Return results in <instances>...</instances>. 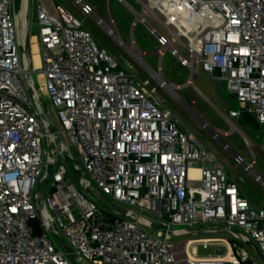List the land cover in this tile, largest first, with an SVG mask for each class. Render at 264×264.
Here are the masks:
<instances>
[{
    "label": "built area",
    "instance_id": "1",
    "mask_svg": "<svg viewBox=\"0 0 264 264\" xmlns=\"http://www.w3.org/2000/svg\"><path fill=\"white\" fill-rule=\"evenodd\" d=\"M69 1L113 41L124 62L62 6L52 15L36 0L39 91L50 99L61 137L75 151L88 184L128 211H103L68 179L59 159L67 147L38 117L26 89L13 0H0V264H73L50 233L59 236L76 264H264V207L256 210L243 198L242 178L232 177L157 97L165 91L191 110L197 107L195 77L205 74L224 84L238 106L223 116L232 129L209 131L207 124L203 129L264 195L249 142L243 137L247 162L224 141L243 115L264 130V0H131L140 11L116 0L134 18L131 31L138 24L155 40L156 71L143 62L132 32L129 43L123 40L109 12L103 19L84 0ZM22 19L26 29L24 14ZM166 53L189 73L182 86L162 74ZM126 59L145 79L136 78ZM184 88L191 90L190 104L169 93ZM193 119L199 122L195 114ZM50 167L45 191L50 183L55 190L47 199L43 195L42 222L36 212L41 197L34 196ZM197 228L204 237L184 239L198 234H189ZM219 233L230 239L216 237ZM199 247L213 254L200 257Z\"/></svg>",
    "mask_w": 264,
    "mask_h": 264
},
{
    "label": "rangeland",
    "instance_id": "2",
    "mask_svg": "<svg viewBox=\"0 0 264 264\" xmlns=\"http://www.w3.org/2000/svg\"><path fill=\"white\" fill-rule=\"evenodd\" d=\"M45 9L52 15H55V7L62 6L66 9L75 19L82 22L83 27L91 33L95 42L102 48L106 49L108 52L116 56L121 62H124V55L120 53L118 48L114 45L113 41L108 38L102 30L97 28L91 20L84 19L78 12V10L72 5L69 0H39ZM90 6L93 7L94 11L103 19H107V12L111 15L119 34L126 43L131 41V26L134 23V18L131 17L125 9L117 4L116 0H110L107 4L105 0H84ZM131 4L136 11H140L139 7L131 0H126ZM36 0H30V28H29V53L31 57V68L32 83L33 87L38 96V102L41 105L43 111L50 118L52 123L55 125L58 131H60V125L58 123L56 112L53 109L50 99L42 92L39 91L40 80L39 75L35 73L36 68L34 57L37 52H34V47L37 48V28L35 23V5ZM13 11L15 12L16 21L18 23L17 31L19 41L25 40L26 29L23 27V19L21 16L22 12V0H13ZM147 23L154 29L159 30V25L155 23L152 19L148 18ZM22 23V25H21ZM132 38L135 41L137 49L144 53L143 62L147 64L152 70L156 71L159 67V58L155 55L157 49L155 40L148 34V32L140 25L137 24L136 28L132 32ZM175 48L179 53L187 58V55L179 49L178 45ZM123 59V61L121 60ZM126 61L133 67L132 73L138 79H145V76L141 73L138 65L126 59ZM124 65V64H123ZM161 70L164 78L173 86H182L189 80V73L181 68L176 60L168 53H166L161 61ZM37 72L39 71L36 70ZM193 86L197 91L193 92L194 98L197 103V107H191L187 109L185 106H181L175 101H173L165 91H158L157 97L163 103V105L168 108L182 123L184 129L189 132L193 137H195L203 147L207 149L225 168L228 173H231L232 177L242 178L243 182L239 183V190L243 197L249 202V204L256 210L264 207V195L262 194L260 188L254 184L249 176H246L241 169H238L232 163L231 158L222 151L219 145L215 143L211 137L204 131L203 124L196 122L193 119V114L199 115L204 124L209 125L211 128L227 133L232 129L231 124L225 122L223 116L227 115V109L230 107L232 110L236 111L238 109L237 103L233 97H230L226 93L225 85H218L213 82L205 74H200L193 79ZM172 89V88H171ZM169 93H175L174 90H169ZM179 97H181L187 104L191 102V90L189 88H184L176 92ZM175 93V95H176ZM251 120V119H250ZM236 128L234 129V134L228 138H224L225 143L238 155L246 159L247 162L251 161L249 151L247 149L248 145L252 147L255 164L254 171L264 180V130H259L255 123L245 118L243 115L238 122L232 123ZM243 137L249 142L248 145L243 144ZM64 145L67 147V152L62 154L59 159L63 162L65 170L67 172L68 179L72 184L83 193L86 198L92 199L98 203L103 211L109 210L117 214L123 215L128 211L127 207L118 205L108 198L102 196L100 192L91 184L89 185L88 176H83L82 172L77 169L80 166L79 160L75 154L73 148L69 143L64 140ZM45 158L48 155V143L45 142L44 148ZM195 167H199L196 165ZM49 168V173L51 171ZM84 179V184H81ZM51 183L48 185L47 190L44 193V199L49 196ZM145 218L152 220L149 216L144 215ZM32 225L37 224V221L31 222ZM187 231V230H186ZM198 233L195 236H188L184 239L191 238H201L202 229L197 228L195 232L190 231L189 234ZM216 237L229 238L230 236L225 233H219ZM49 239L61 246L60 238L57 234L50 233ZM183 239V240H184ZM241 247L254 258H258L253 247L250 245H243ZM197 254L202 256H207L213 254V250L210 248L208 250H203L201 247L198 248ZM87 264V263H80Z\"/></svg>",
    "mask_w": 264,
    "mask_h": 264
},
{
    "label": "water",
    "instance_id": "3",
    "mask_svg": "<svg viewBox=\"0 0 264 264\" xmlns=\"http://www.w3.org/2000/svg\"><path fill=\"white\" fill-rule=\"evenodd\" d=\"M30 0H25V13H24V17H25V25H26V32H25V40H24V45H23V48H22V51H23V54H24V66H25V85H26V89L28 91V94H29V97L35 107V110L38 114V117L43 121V122H46L52 133L56 134V138H57V141H58V144H61L63 145L64 144V140L63 138L61 137V134L60 132L57 130V128L55 127V125L52 123V121L50 120V118L47 116V114L43 111L41 105L39 104L38 102V96H37V93L33 87V83H32V74H33V71H32V68H31V57H30V53H29V28H30ZM53 172V169L51 170V172L48 174L47 178H46V181L44 182V185L42 186L40 192H38V194L36 193L35 194V198L40 195L41 199L38 203V205L36 206V212H37V215L39 217V219L43 222V218H42V215H41V212H40V208L42 206V198H43V195H44V191H45V188H46V185L50 179V176ZM38 190V188L36 189V191ZM55 190V185H52L51 188H50V193H53ZM61 244L63 245L64 247V250L65 252L68 254L69 256V259L70 261L73 263V264H76L73 257L69 254L68 250L66 249L64 243L61 241ZM216 254L217 255H221V249H217L216 250ZM256 255L257 257L262 260L261 256L259 255V253L256 251ZM262 262L264 263V260H262Z\"/></svg>",
    "mask_w": 264,
    "mask_h": 264
},
{
    "label": "bare ground",
    "instance_id": "4",
    "mask_svg": "<svg viewBox=\"0 0 264 264\" xmlns=\"http://www.w3.org/2000/svg\"><path fill=\"white\" fill-rule=\"evenodd\" d=\"M25 13V0H22V12H21V16L23 15ZM170 21H172V20H170ZM17 25H18V23H17ZM21 25H22V23H21ZM22 44L24 45V42H22ZM38 50V48H36V47H34V52H36ZM38 52V51H37ZM34 61H35V65L37 66V67H39L40 66V63H39V59H38V56H37V54L35 55V57H34ZM39 80H40V82H41V80H42V78L39 76ZM39 82V83H40ZM170 92V91H169ZM176 93V92H175ZM175 93H170L171 94V96L173 97V98H177V94L175 95ZM196 115V118H197V121H199V123H201V124H203L204 125V122H202V120L197 116V114H195ZM206 129H208L209 131H214V129H212L211 127H209V126H207V128ZM191 174H194V172L193 171H191Z\"/></svg>",
    "mask_w": 264,
    "mask_h": 264
},
{
    "label": "trees",
    "instance_id": "5",
    "mask_svg": "<svg viewBox=\"0 0 264 264\" xmlns=\"http://www.w3.org/2000/svg\"><path fill=\"white\" fill-rule=\"evenodd\" d=\"M245 118H247V119L250 121V123H251L250 118H248L247 116H245ZM33 226L36 228V234H38V231H37V224H35V225H33Z\"/></svg>",
    "mask_w": 264,
    "mask_h": 264
},
{
    "label": "crops",
    "instance_id": "6",
    "mask_svg": "<svg viewBox=\"0 0 264 264\" xmlns=\"http://www.w3.org/2000/svg\"><path fill=\"white\" fill-rule=\"evenodd\" d=\"M135 42V41H134ZM38 51V50H37ZM36 51V52H37ZM37 56H38V59H39V54H38V52H37ZM39 63H40V60H39ZM241 195H242V193H241ZM243 196V195H242ZM244 198V197H243ZM245 199V198H244ZM246 200V199H245ZM247 201V200H246ZM248 202V201H247ZM249 203V202H248Z\"/></svg>",
    "mask_w": 264,
    "mask_h": 264
}]
</instances>
